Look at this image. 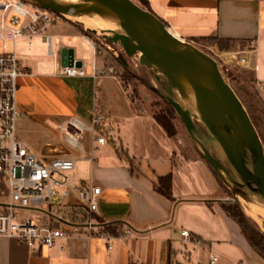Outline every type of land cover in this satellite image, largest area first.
<instances>
[{
	"label": "crops",
	"instance_id": "crops-1",
	"mask_svg": "<svg viewBox=\"0 0 264 264\" xmlns=\"http://www.w3.org/2000/svg\"><path fill=\"white\" fill-rule=\"evenodd\" d=\"M150 2L152 11L181 37L188 40L215 37L223 42L222 47H232L231 50L220 51L232 53L231 59L248 57L249 65H243L254 70L252 72L262 85L260 92L264 98V0ZM49 33L53 35L54 42H60L61 36L68 35L72 41L78 38L89 45L93 50L92 59L83 46H68L75 49L76 58L83 60L88 69L94 64L100 68L104 66L102 55H99L103 50H98L93 39L68 20H56L48 32L22 35L25 36L23 42L27 41L29 47L18 50V40L17 46L11 48L16 50L21 63L28 69V73L19 79L22 117L28 113L35 120H51L58 127H63L64 121L73 115L85 121H89L93 113L102 112L109 117L103 126L108 141L98 144L92 140V133L86 132L85 150L80 151V155L61 144H49L48 152L44 153L45 148L35 144L31 135V145L39 156L76 159L75 169L69 171L74 182L68 180L73 192L65 204L83 205L76 192L80 186H102L100 209L91 214L96 217L95 229L99 231L95 230L96 234L88 237L87 229L81 227L79 234L65 238L53 247L0 235V264H171L172 259L193 264L192 251H196L198 264L208 263L214 252L219 258L213 264H264V257L252 247L238 222L220 203H211L209 198H190L187 188L191 185L198 188L199 182L187 173L183 183H178L180 175L176 171L171 146H163L152 133L150 136V125L143 122L144 117L141 119L142 116L136 114L105 109L107 89L105 81L99 83V78L103 77L66 76L56 71L49 75L33 71L40 67L34 44L40 47V37ZM55 50L58 56H52L55 57L56 69L61 49ZM48 54L51 55L49 51ZM67 78L78 79L77 89L81 95L70 84L72 80ZM59 119L62 122L57 124ZM125 124L128 131L122 130L121 125ZM128 132L129 140L126 139ZM121 143L130 153L127 157L119 148ZM90 155L96 159L91 161ZM98 161L104 168L102 175L96 178L93 172ZM85 163L88 172H83ZM169 172L174 174V198L157 189L159 177ZM60 204H49L41 222L61 224L62 220L58 221L61 218L84 225L85 221L73 220L63 210L64 215L52 217L53 207ZM185 228L197 241L191 242L182 234Z\"/></svg>",
	"mask_w": 264,
	"mask_h": 264
},
{
	"label": "water",
	"instance_id": "water-1",
	"mask_svg": "<svg viewBox=\"0 0 264 264\" xmlns=\"http://www.w3.org/2000/svg\"><path fill=\"white\" fill-rule=\"evenodd\" d=\"M28 1L70 18L116 23L131 36L151 44L153 49H145L125 39L111 37L113 41L122 42L128 55L139 54L141 64L166 78L169 101L216 172L228 184L246 189L264 201L263 138L245 102L214 56L192 40L181 37L154 11L136 0ZM60 54L62 66H83V60L76 58L73 47L62 48ZM194 116L205 124L229 167L201 137ZM62 201L63 197L52 200L54 204Z\"/></svg>",
	"mask_w": 264,
	"mask_h": 264
},
{
	"label": "built area",
	"instance_id": "built-area-1",
	"mask_svg": "<svg viewBox=\"0 0 264 264\" xmlns=\"http://www.w3.org/2000/svg\"><path fill=\"white\" fill-rule=\"evenodd\" d=\"M31 4L28 0H0V235L53 247L61 240L79 234L81 227L87 229L88 237H93L95 230H99L95 229L93 218L86 220L84 225L61 218L58 219L63 221L61 224H51L37 222L34 218L20 220L16 210L17 207H30L31 202L35 205L44 202L51 205L54 204L52 200L59 197H63V204L73 192L68 184L67 172L76 167L74 157L57 156L48 159L39 156L32 149L30 132L19 124L23 114L19 107V79L22 74L28 73V69L21 63L16 50L7 48V41H13L16 47L22 35L43 33L60 18L59 13L49 8ZM47 39L49 53L58 56L54 49L53 35L47 34ZM238 61L249 65L246 56L240 57ZM55 71L66 76L90 75L93 78L118 79L124 72L113 64L101 68L94 64L88 69L84 65L62 66L61 61ZM108 120L109 117L102 112L93 113L89 121L73 115L63 123L66 140L84 151L85 134L91 132L94 142L104 144L108 138L103 132V126ZM89 159L94 161L96 156L90 155ZM76 192L81 203L90 211H99L101 185H83ZM182 234L187 238L193 236L187 228L182 230ZM217 260L218 256L212 253L206 264H213Z\"/></svg>",
	"mask_w": 264,
	"mask_h": 264
},
{
	"label": "rangeland",
	"instance_id": "rangeland-1",
	"mask_svg": "<svg viewBox=\"0 0 264 264\" xmlns=\"http://www.w3.org/2000/svg\"><path fill=\"white\" fill-rule=\"evenodd\" d=\"M32 5L33 4H31V6ZM1 15L2 11L0 10V20ZM58 16L60 18H58L57 21H72L79 28V30L85 29L88 32L89 36L95 42L98 50H103V52H99V55H102L104 66L108 63H114L119 67L118 69L124 70V67L121 64L122 62L124 66L128 67L129 71H131L129 73L130 79H127L126 81L123 79V74L119 79L113 77L99 78V83L105 81L104 85L107 89V96H104L105 109L111 112L122 111L124 113L136 114L142 116L141 119L144 117L143 122L150 125V136L152 133L153 136L158 138L163 146H165V144L171 146L172 156L176 165V171L180 175L178 178V183H181L182 180L185 179V175L187 176L188 174L191 175L194 181L199 182L200 186H198V188H195L193 185L187 188V193L191 194L190 198H209L211 199L209 200L211 203H220L221 206L223 203L239 204L247 214L250 221L264 232V201L254 193L246 189H243L241 187V190L235 189L234 185L228 184L216 172V170L205 158L204 152L201 147L197 145V143H195V141L190 136L178 112L177 117L175 118V122L177 124V133L174 137H170L164 130V128L154 118V101L162 102L165 98L168 99V96L170 94L169 85L166 78L163 75L158 74L152 68L141 64L139 60V54L128 55L121 41H113L110 37L99 33L97 30L89 28L88 26H86L82 19L70 18L60 14H58ZM46 32H48V30ZM24 37L25 36L19 38L18 50L23 49V47L25 46H30L29 44L27 46V41L23 42ZM40 39L42 40L38 43L40 47H38L36 43L34 44V51L39 55L40 58V67L34 68L33 71L35 73L50 75L55 71V57L48 54L47 36L44 35L43 37H40ZM60 39V42H54L55 49L62 50V48L64 47L79 45L83 46V48L86 49L91 59L93 58L92 48L86 43L81 42L78 38H75L72 41L69 39L68 35H63L60 37ZM192 41L218 60L223 74L225 75L227 80L234 86L241 98L243 97L249 105H253V111L257 112L258 114L264 115V98L261 96L260 92L262 85L257 79L253 81L250 74V71L254 70L252 68L246 67L245 65H243V63L238 61V56L234 57V59H231L230 55L232 56V53L220 52L224 49L231 50L232 47H222L223 42H220L218 38L215 37L195 38ZM12 46L13 41H7V48L11 49L13 48ZM79 46L77 48H80ZM114 58H118V60ZM67 79L72 80L70 84L74 85V87L76 88V92L78 91V94L81 95L82 92L77 89L79 87L78 79ZM194 120L196 122L199 134L207 138L206 143L208 144L212 152L218 158H220V160L225 165L229 167L226 158L221 154L220 149L211 139L205 124L195 116ZM59 122L61 123L62 119H59L57 124ZM19 124L23 129L31 133V135L35 139V144H37L41 148H45L44 153L48 152L46 150H49V144H61L67 150L80 155V148L75 147L67 142L63 127H58L56 124H53L51 120H35L34 117H31V115L25 113L23 117L21 116L19 118ZM126 125L127 124L121 125L123 131H128ZM261 127L264 132V125L261 124ZM128 134L129 132L126 133L127 140H129ZM153 140L156 141L157 139L153 138ZM123 145L124 143H121L119 148L121 147V152L124 154V157H127V155H130V153ZM32 149L35 150L33 147ZM35 151L37 152V150ZM129 160L131 159L129 158ZM99 163L100 161L96 163V169L93 172L96 178L100 174L102 175V171L104 168L101 167L103 166L102 164L101 166H99ZM86 166L87 164L85 163L83 172L89 171L86 169ZM67 174L70 177L69 180L71 181V183L72 181L74 182V178L71 173L67 172ZM61 177L63 176L61 175ZM65 201L66 202H64L63 204L67 203L69 201V198H66ZM48 205L49 204L47 202L37 205L31 202V204L29 205L30 207H17L16 210L19 213L20 220L34 218L37 222H41L42 219L45 218L46 211H48ZM57 207V205L53 207L54 210L52 211V217H55V215L58 214H65L62 209L60 210ZM90 218H93L95 220L96 217L93 216ZM188 239H190L191 242L197 241L193 240L191 237ZM191 249H193V247ZM192 253L193 264H198L195 260L196 251H192ZM213 254L217 255L219 258V255L217 253L214 252ZM205 257L206 255L203 256V258Z\"/></svg>",
	"mask_w": 264,
	"mask_h": 264
},
{
	"label": "trees",
	"instance_id": "trees-1",
	"mask_svg": "<svg viewBox=\"0 0 264 264\" xmlns=\"http://www.w3.org/2000/svg\"><path fill=\"white\" fill-rule=\"evenodd\" d=\"M139 4H141L143 7L152 10L151 2L150 0H136ZM80 31L83 34H86L89 36L88 32L85 29H80ZM210 36H202V37H196V38H206ZM118 60V58H114ZM113 64L116 67H118L114 63H108ZM106 64V65H108ZM121 64L124 67L123 72V79L126 81L127 79H130L128 67L124 66V64L121 62ZM119 68V67H118ZM250 74L252 76L253 81L256 80L254 73L250 71ZM243 101L246 103L247 108L249 109V112L255 122V124L258 127V130L260 131V134L264 141V132L261 127V124L264 125V115L258 114L257 112L253 111V105H249L248 102L242 97ZM264 105V102H263ZM154 113L153 116L156 119V121L164 128V130L167 132V134L170 137H174L177 133V124L175 122V118L177 117V110L173 106V104L165 98L164 101H154ZM264 112V108H263ZM261 121V122H260ZM174 174L173 172H169L167 174L161 175L159 177L158 183H157V189L165 194L169 198H174ZM235 189L241 190L239 186H234ZM60 210L62 209L67 215L70 216L73 220H83L86 221L90 217L94 216L91 214H94V212L90 211L86 206L84 205H78V204H60ZM222 207L238 222L240 227L242 228V231L252 247L258 251L263 257H264V232L259 229L257 226H255L250 219L248 218L245 211L240 207L239 204L235 203H223ZM130 264H133L130 262ZM171 264H189L181 260H175L172 259Z\"/></svg>",
	"mask_w": 264,
	"mask_h": 264
},
{
	"label": "bare ground",
	"instance_id": "bare-ground-1",
	"mask_svg": "<svg viewBox=\"0 0 264 264\" xmlns=\"http://www.w3.org/2000/svg\"><path fill=\"white\" fill-rule=\"evenodd\" d=\"M83 22L89 28L96 29L99 33L107 36V37H119L125 39L128 43L145 48V49H153V46L149 44L147 41L143 39H139L136 37L131 36L123 27L116 23L100 21L94 18H83ZM204 85V84H202ZM184 110H187L186 106H183ZM205 141L207 138L201 136ZM222 153V152H221Z\"/></svg>",
	"mask_w": 264,
	"mask_h": 264
}]
</instances>
